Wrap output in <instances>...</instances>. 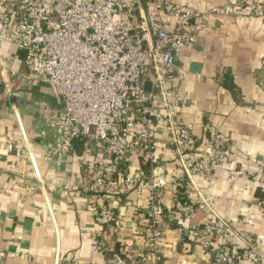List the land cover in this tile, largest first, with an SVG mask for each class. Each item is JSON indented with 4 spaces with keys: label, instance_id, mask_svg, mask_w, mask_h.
Instances as JSON below:
<instances>
[{
    "label": "built area",
    "instance_id": "built-area-1",
    "mask_svg": "<svg viewBox=\"0 0 264 264\" xmlns=\"http://www.w3.org/2000/svg\"><path fill=\"white\" fill-rule=\"evenodd\" d=\"M149 3L151 8H139L137 18L130 0H0V39L23 52L26 73L19 77L46 85L58 105L46 119L53 132L52 156L76 144L81 148L78 168L86 175L82 189L99 226L96 248L106 264H161L163 249L172 246L160 227L165 213L193 222L199 211L208 219L190 223L188 230L208 255L206 264H258L262 254L257 238L219 217L212 197L194 179L210 181L221 163L236 161L229 139L214 129L209 146L202 148L192 124L180 119L186 97L173 83L188 74L178 61L181 51L210 29L213 14L264 18V0L203 8L181 0ZM16 73L2 68L6 92L11 89L7 76ZM160 135L172 146L180 173L161 169ZM3 147L32 160L10 140ZM257 181L264 186V173ZM167 186L176 188L170 209L161 203ZM130 194H145L129 225L137 233L116 235L122 215L112 204L123 203ZM256 205L264 209V193ZM107 230L114 235L106 236ZM137 241L143 244L141 253Z\"/></svg>",
    "mask_w": 264,
    "mask_h": 264
},
{
    "label": "crops",
    "instance_id": "crops-1",
    "mask_svg": "<svg viewBox=\"0 0 264 264\" xmlns=\"http://www.w3.org/2000/svg\"><path fill=\"white\" fill-rule=\"evenodd\" d=\"M130 1L137 18L139 8L144 12L151 8L150 0ZM230 1L181 0L199 8ZM209 22L210 29L200 32L196 44L185 47L178 57L188 71L184 80L173 83L186 97L180 119L192 124L197 143L204 149L214 129L229 139L236 161L221 163L210 181L194 179L212 197L219 217L257 238L262 254L258 264H264V209L256 205L264 193L257 181L264 173V18L213 14ZM23 57L13 43L0 39L1 84L4 87L2 68L17 71L7 79L23 101L5 105L6 97L0 100V264H106L96 248L99 226L82 189L86 175L78 168L81 148L76 144L73 150L52 156L53 132L46 119L57 112L58 105L46 85L20 78L26 73ZM225 70L230 72L232 89L222 82ZM6 140L28 151L32 160L6 153ZM158 153L165 173H180L173 148L162 135ZM133 162L137 168L139 163ZM175 193L172 186L163 189L164 209L171 208ZM144 202L145 194H130L123 203L112 204L122 215L116 235L137 233L129 225ZM208 217L199 211L193 222H187L165 213L160 227L172 246L163 249L161 264H206L208 255L194 244L188 226ZM113 231L107 230L106 236H113Z\"/></svg>",
    "mask_w": 264,
    "mask_h": 264
},
{
    "label": "water",
    "instance_id": "water-1",
    "mask_svg": "<svg viewBox=\"0 0 264 264\" xmlns=\"http://www.w3.org/2000/svg\"><path fill=\"white\" fill-rule=\"evenodd\" d=\"M194 71V70H193ZM146 88L149 90L150 88V81H148L146 84ZM6 97V100L4 101L5 105H8L9 103H15V101L18 102L19 104H23L22 99L18 98V96H16V94H12V93H8L5 91L4 87L1 84V80H0V100H4ZM160 137V136H159ZM136 246L138 248V251L141 253L143 250V244L140 241L136 242Z\"/></svg>",
    "mask_w": 264,
    "mask_h": 264
},
{
    "label": "trees",
    "instance_id": "trees-1",
    "mask_svg": "<svg viewBox=\"0 0 264 264\" xmlns=\"http://www.w3.org/2000/svg\"><path fill=\"white\" fill-rule=\"evenodd\" d=\"M222 82L224 83V85L228 88V89H232L234 87L233 83H232V78L230 75V72L228 71H224L223 75H222Z\"/></svg>",
    "mask_w": 264,
    "mask_h": 264
},
{
    "label": "flooded vegetation",
    "instance_id": "flooded-vegetation-1",
    "mask_svg": "<svg viewBox=\"0 0 264 264\" xmlns=\"http://www.w3.org/2000/svg\"><path fill=\"white\" fill-rule=\"evenodd\" d=\"M9 94L12 93V94H16V96H18V93L14 92V90H12V87L10 89V91L8 92ZM13 104V103H12Z\"/></svg>",
    "mask_w": 264,
    "mask_h": 264
}]
</instances>
